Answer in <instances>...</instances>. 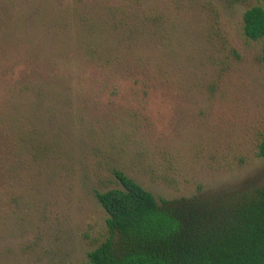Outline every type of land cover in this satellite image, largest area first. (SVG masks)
<instances>
[{
	"label": "rangeland",
	"instance_id": "374dc122",
	"mask_svg": "<svg viewBox=\"0 0 264 264\" xmlns=\"http://www.w3.org/2000/svg\"><path fill=\"white\" fill-rule=\"evenodd\" d=\"M264 0H0V264H82L117 169L156 199L264 183ZM264 57V55H263Z\"/></svg>",
	"mask_w": 264,
	"mask_h": 264
},
{
	"label": "trees",
	"instance_id": "16d2710c",
	"mask_svg": "<svg viewBox=\"0 0 264 264\" xmlns=\"http://www.w3.org/2000/svg\"><path fill=\"white\" fill-rule=\"evenodd\" d=\"M242 33L264 58L261 6L243 12ZM256 154L264 157V137ZM108 180L93 190L107 236L82 264H264V183L234 196L156 199L121 170Z\"/></svg>",
	"mask_w": 264,
	"mask_h": 264
}]
</instances>
